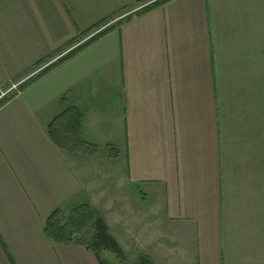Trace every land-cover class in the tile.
Returning a JSON list of instances; mask_svg holds the SVG:
<instances>
[{"label":"crops","instance_id":"0c3cea01","mask_svg":"<svg viewBox=\"0 0 264 264\" xmlns=\"http://www.w3.org/2000/svg\"><path fill=\"white\" fill-rule=\"evenodd\" d=\"M157 1L0 0V84L47 63L0 103V264H99L44 231L84 205L124 262L264 264V0Z\"/></svg>","mask_w":264,"mask_h":264},{"label":"trees","instance_id":"16d2710c","mask_svg":"<svg viewBox=\"0 0 264 264\" xmlns=\"http://www.w3.org/2000/svg\"><path fill=\"white\" fill-rule=\"evenodd\" d=\"M165 1L167 0L157 1L152 6L162 4ZM144 9H140L139 11H143ZM130 17L131 15L127 16L125 20L129 19ZM105 22H107V19L102 20L100 23L94 25L86 32L93 30ZM110 28H113V25H110L105 30L101 31L85 44L92 42ZM75 51L71 52L70 55L66 56L60 61L68 59L75 53ZM40 62L41 61L38 63ZM48 69L49 68H47L46 71ZM66 114H68V112L66 113L65 111L61 115L55 117L48 126V132L55 144L61 148H67L69 151H72L68 148V146L71 144V139H73L75 136V129L67 126L66 124H61L62 117L64 118ZM44 231L48 238L57 243L65 245L78 244L85 246L89 251L95 254L99 264H115L110 263V261L105 258L104 252L106 250L115 253V255L120 260L125 259L124 249L118 240L110 233L107 221L97 209L89 205L73 208L68 214L62 209H55L48 216ZM13 264L15 263L13 262ZM140 264L154 263L147 258H143L140 261Z\"/></svg>","mask_w":264,"mask_h":264},{"label":"rangeland","instance_id":"374dc122","mask_svg":"<svg viewBox=\"0 0 264 264\" xmlns=\"http://www.w3.org/2000/svg\"><path fill=\"white\" fill-rule=\"evenodd\" d=\"M150 1V0H149ZM145 2H148V1H145ZM144 2V4H147V3H145ZM143 3H142V5H144ZM137 5H141V4H137ZM136 5V6H137ZM133 7H135V5L133 6ZM106 24V22L105 23H103V24H100L99 26L101 27V26H103V25H105ZM96 29L94 28V30H91L90 32H88L87 34H86V36H88L91 32H93V31H95ZM80 39H75V41H71L70 43H68V45L70 46V45H72V44H74L75 42H77V41H79ZM8 60L10 61V62H13L12 64H15L16 62V56H13V57H11V58H8ZM45 67H47V63H44V64H41L39 67H37V68H35L32 72H30L29 73V75H32V74H34V73H36V72H40V71H43V69L45 68ZM29 75H26L25 77H23L22 79H20V81H18V82H16V83H13V85H18V83H21V82H26L28 79V76ZM22 84V83H21ZM20 84V85H21ZM2 85V90L3 91H7L9 88H11V87H13V85L11 84V85H6V84H1ZM18 87H19V85H18ZM14 90V89H13ZM13 90L12 91H9V92H7L8 93V95L7 96H4V99L3 100H5L6 99V97H9L11 94H13ZM1 102V101H0ZM95 151H97V154H98V158H96V159H99V161H100V164H101V160H105V159H107V158H109L107 155L109 154V151H108V149L107 148H105V150L104 149H101V148H95V150L94 151H92V152H95ZM113 158V157H112ZM119 160H120V163H122L123 161H124V157L121 155V156H119ZM118 162V161H117ZM118 164H119V162H118ZM119 166H117V168H118ZM120 171H119V169H117V175H121L120 173H119ZM122 176V175H121ZM118 178H119V176H117ZM118 178H117V180H118ZM118 182V181H117ZM119 184L120 185H125V182H122V183H120L119 182ZM122 189H123V187H121ZM127 190L128 191H131L135 196H137L138 197V200H139V202H141V198H140V196H141V187H139L138 185H135V184H127ZM118 191H120V190H117V193H118ZM118 200V199H117ZM119 200H121L122 201V199H119ZM121 201H120V203H121ZM143 201V200H142ZM147 204L149 203V201L148 202H146ZM117 205H119L118 203H117ZM68 214V213H67ZM0 242H1V244H2V242H3V240H2V238H1V235H0ZM146 248V247H145ZM104 256H105V258L108 260V261H110V263H115V264H131L132 262L129 260V261H126V262H124L125 260H118V257L115 255V253H113V252H111V251H108V250H106L105 252H104ZM115 261V262H114Z\"/></svg>","mask_w":264,"mask_h":264},{"label":"built area","instance_id":"2783aa9c","mask_svg":"<svg viewBox=\"0 0 264 264\" xmlns=\"http://www.w3.org/2000/svg\"><path fill=\"white\" fill-rule=\"evenodd\" d=\"M18 85H13V87L9 88L7 91H3L2 90V85L0 84V101H2L4 99V96H7L8 95L7 92L12 91L13 89L14 90H17L18 89Z\"/></svg>","mask_w":264,"mask_h":264}]
</instances>
